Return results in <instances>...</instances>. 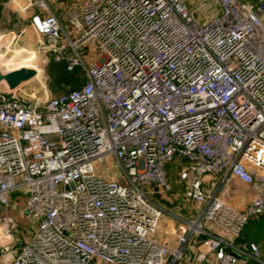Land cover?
<instances>
[{"label":"built area","instance_id":"1","mask_svg":"<svg viewBox=\"0 0 264 264\" xmlns=\"http://www.w3.org/2000/svg\"><path fill=\"white\" fill-rule=\"evenodd\" d=\"M11 1L41 51L85 80L32 100L0 89V264H186L200 233L217 264L258 259L205 224L235 237L264 215V0H211L205 21L186 0H78L62 18L50 0ZM105 157L117 177L98 171ZM178 161L199 211L169 248L152 237L164 210L149 194L171 191ZM230 178L258 189L241 209L221 197ZM12 194L31 230L14 256Z\"/></svg>","mask_w":264,"mask_h":264},{"label":"rangeland","instance_id":"2","mask_svg":"<svg viewBox=\"0 0 264 264\" xmlns=\"http://www.w3.org/2000/svg\"><path fill=\"white\" fill-rule=\"evenodd\" d=\"M186 1L189 10L200 21L209 19L216 12L211 0ZM50 3L57 11L58 16L62 18V11H59L61 6L65 4V9L67 11H75L77 10L78 0H50ZM62 20L64 24H69L68 22H65L64 19ZM65 26L66 29L71 31L69 25ZM43 40L42 36L36 34L29 25L27 12H19L15 10L11 0H0V71L7 72L11 69L24 67L26 59L31 57L39 60L40 67L36 70V77L22 83L15 89L16 93L29 100H32L34 97L44 96L45 89L52 94H59L74 87V85L70 83H56V72L52 68V62H57L53 61L50 56L45 54L39 48ZM93 54L95 61H98L101 58V55L96 51H94ZM75 78L79 80L77 85H82L85 80L83 71L79 70V72L75 74ZM1 88L10 90L6 86ZM183 163L184 161H178L177 163L173 162L169 164L171 166L169 170V180L172 185L171 191L167 193L156 192L155 194H149V196L160 206L166 204L171 208L172 205L179 204L178 207L182 206L184 207L183 209L186 210H190L191 207V211L196 212V210L193 209V204L186 199L185 183L178 176V171ZM96 167L99 172L102 171L108 173L114 171L115 163L109 157H105L102 162H96ZM169 200L173 201L170 205ZM187 211L183 210L180 211V213L182 216H185L190 212ZM17 224V229L20 230L21 234H26L30 231V227L27 226L23 217L17 219ZM13 235L15 237L16 231H13ZM9 250L10 249L7 251Z\"/></svg>","mask_w":264,"mask_h":264},{"label":"crops","instance_id":"3","mask_svg":"<svg viewBox=\"0 0 264 264\" xmlns=\"http://www.w3.org/2000/svg\"><path fill=\"white\" fill-rule=\"evenodd\" d=\"M65 25L69 24H63ZM5 87L4 85L0 84V88ZM3 89V88H1ZM171 166L169 165L168 170H170ZM109 176L117 177L119 174L117 171H111L107 173ZM258 189L253 188L238 179L230 178L227 182L222 183L221 185V197L230 205L236 208H243L251 199L257 194ZM11 204L7 209L6 213L10 216H13L16 221L17 219H21L22 215L20 212V206L22 201H16V196L12 194L10 196ZM191 204H193V209L196 212L190 210L183 209L184 207H178V205H172L169 208L166 204L161 205L163 208V213L159 221V225L157 230L152 237L164 244H166L169 248H177V233H178V226H179V218H189L193 217L199 211V206L193 203L189 198H186ZM173 201L169 200V205L172 204ZM187 211L189 214L182 216L180 211ZM33 228V227H32ZM205 229L208 231L209 234L213 236H219L224 240H227L232 243L230 246L231 252H236L237 249L244 250L248 252L250 250L249 245L250 243H254L258 247V259L248 257L246 255H239L237 258L236 264H264V215L258 217H251L242 227L240 233L237 236H232L225 230L219 228H213L208 224H205ZM31 230L26 234L20 232V230H16L15 235V243L10 246V250L6 252L10 256H14L17 251L19 250L22 243L25 239L28 238ZM207 233H200L194 235L188 243L184 247L183 254L181 256L180 261L186 264H217V261L214 257V252L203 244V240L207 237ZM1 247V246H0ZM2 249V248H1ZM0 249V251H1ZM204 255L199 257V255ZM202 258V259H201ZM168 259V258H167ZM89 264H96L93 260Z\"/></svg>","mask_w":264,"mask_h":264},{"label":"water","instance_id":"4","mask_svg":"<svg viewBox=\"0 0 264 264\" xmlns=\"http://www.w3.org/2000/svg\"><path fill=\"white\" fill-rule=\"evenodd\" d=\"M35 74V69L29 67H21L7 72L0 71V84L4 82L8 89L14 90L22 83L32 79Z\"/></svg>","mask_w":264,"mask_h":264},{"label":"trees","instance_id":"5","mask_svg":"<svg viewBox=\"0 0 264 264\" xmlns=\"http://www.w3.org/2000/svg\"><path fill=\"white\" fill-rule=\"evenodd\" d=\"M52 68L54 69V71L56 72V76H55V81L56 83H70L73 84L74 87L69 88V90L75 89L80 87L81 85H77L79 80H77L75 78V74H77V72H79V68H75L73 71H67L65 64L63 62H57L54 63L52 62ZM68 90V91H69Z\"/></svg>","mask_w":264,"mask_h":264},{"label":"bare ground","instance_id":"6","mask_svg":"<svg viewBox=\"0 0 264 264\" xmlns=\"http://www.w3.org/2000/svg\"><path fill=\"white\" fill-rule=\"evenodd\" d=\"M24 67H29V68H33L35 69V71L40 67L39 66V60L34 58V57H31V58H28L26 59V64L24 65ZM11 70H14V69H11ZM10 71V70H9ZM37 75V71H36V74L34 77H36ZM33 77V78H34ZM2 85L6 86L5 83H1ZM7 87V86H6ZM15 90V89H14ZM3 237V233H2V226H0V238Z\"/></svg>","mask_w":264,"mask_h":264}]
</instances>
